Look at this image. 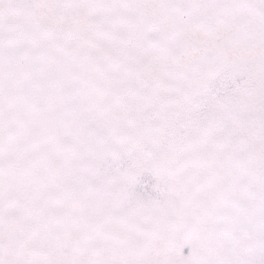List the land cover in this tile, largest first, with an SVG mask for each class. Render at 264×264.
Returning <instances> with one entry per match:
<instances>
[{
    "label": "snow or ice",
    "instance_id": "obj_1",
    "mask_svg": "<svg viewBox=\"0 0 264 264\" xmlns=\"http://www.w3.org/2000/svg\"><path fill=\"white\" fill-rule=\"evenodd\" d=\"M0 264H264V0H0Z\"/></svg>",
    "mask_w": 264,
    "mask_h": 264
}]
</instances>
